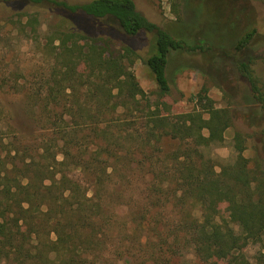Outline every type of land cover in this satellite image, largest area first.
I'll return each mask as SVG.
<instances>
[{
  "label": "trees",
  "instance_id": "obj_1",
  "mask_svg": "<svg viewBox=\"0 0 264 264\" xmlns=\"http://www.w3.org/2000/svg\"><path fill=\"white\" fill-rule=\"evenodd\" d=\"M52 2L92 27L102 20L107 30L50 29L42 43L52 59L47 72L0 77V94L22 95L36 127L30 137L11 126L0 136V264H104L107 254L135 261L140 251L154 264H264V168L244 156L246 134L234 131L235 158L218 170L204 154L224 141L230 107L216 106L206 86L189 111L170 113L161 100L171 94L173 52L207 54L216 67L212 38L163 29L133 0ZM14 16L23 31L36 32L35 14ZM145 33L152 50L141 58L134 40ZM254 34L247 30L220 55L246 79L247 100L261 118L264 83L253 57L229 53L243 52ZM137 59L153 75L154 99L135 76ZM249 245H257L253 261L244 254Z\"/></svg>",
  "mask_w": 264,
  "mask_h": 264
},
{
  "label": "rangeland",
  "instance_id": "obj_2",
  "mask_svg": "<svg viewBox=\"0 0 264 264\" xmlns=\"http://www.w3.org/2000/svg\"><path fill=\"white\" fill-rule=\"evenodd\" d=\"M64 1L83 3L90 0ZM133 1L137 11L163 29L184 33L186 38L194 41L202 39L203 34L210 36L213 40H211L213 50L211 49L210 53L218 55L216 67H211L207 54L185 51L171 54L167 64L171 94L161 98L162 101L170 105L169 112L191 110L194 107L192 95L206 86L209 96L216 106L230 107L232 124L225 131L224 141L221 144H212L204 149L205 156L212 159L216 170L221 165L232 162L236 155L232 137L234 131H240L247 136L244 156H256L264 168V136L261 132L264 129V115L260 118L256 114L253 104L247 100L249 94L246 79L239 74L233 63L228 62L223 66V58L220 55L222 50L228 48L244 32L254 28L255 34L243 52L232 54L229 49V53L238 57H253L252 69L264 83V0ZM193 9H195V13ZM22 12L36 15L38 23L35 33L23 31L20 25L15 22L14 15ZM25 18L26 16L23 15L22 20ZM102 22V20L95 21L92 27L89 22L83 23L79 18L73 19L60 11L52 0H43L40 3L29 0H0V77L15 73L27 76L38 71L47 72L52 64V59L45 60L42 43L50 29L79 27L83 32L96 34L103 29L107 30ZM98 25L102 29H98ZM109 27L113 33H117L118 38H121L116 24ZM228 32L233 33V36L222 41ZM79 43L84 50L88 47L87 41ZM151 43L152 34L145 33L134 40V45L141 58H145L151 52ZM80 63L77 64V68L85 71L87 65L83 61ZM133 71L140 86L144 91L153 93L152 98L154 99L157 87L149 68L140 59H137L133 64ZM0 108L3 112V116L0 118V136L7 137L13 129H15V133L24 137H30L36 133V127L27 116L22 95L0 94ZM164 112L165 110L159 106L157 114ZM10 126L13 129H10ZM171 146L173 147V144H163L165 149ZM225 206V203L220 205L222 212H224ZM256 249L257 245H249L245 249L244 254H247L250 261H253L251 256ZM183 254L187 255V252L184 251ZM103 257L105 259L101 262L104 264H121V262L123 264H154L145 260L147 255H143V251L139 252V258L135 261L129 257L121 260L122 258L110 254ZM159 263L161 262L155 264ZM218 264L227 263L218 261Z\"/></svg>",
  "mask_w": 264,
  "mask_h": 264
}]
</instances>
